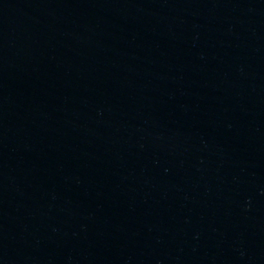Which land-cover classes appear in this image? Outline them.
<instances>
[{"label":"water","instance_id":"water-1","mask_svg":"<svg viewBox=\"0 0 264 264\" xmlns=\"http://www.w3.org/2000/svg\"><path fill=\"white\" fill-rule=\"evenodd\" d=\"M0 264H264V0H0Z\"/></svg>","mask_w":264,"mask_h":264}]
</instances>
